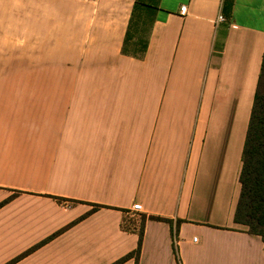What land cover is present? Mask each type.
I'll return each mask as SVG.
<instances>
[{"label": "crops", "instance_id": "0c3cea01", "mask_svg": "<svg viewBox=\"0 0 264 264\" xmlns=\"http://www.w3.org/2000/svg\"><path fill=\"white\" fill-rule=\"evenodd\" d=\"M70 1L96 6L22 42L0 27V264H113L140 236L137 264H177L173 243L264 264L234 223L264 0H158L142 58L122 53L135 0Z\"/></svg>", "mask_w": 264, "mask_h": 264}, {"label": "trees", "instance_id": "16d2710c", "mask_svg": "<svg viewBox=\"0 0 264 264\" xmlns=\"http://www.w3.org/2000/svg\"><path fill=\"white\" fill-rule=\"evenodd\" d=\"M158 0H135L123 42L122 53L134 58H142L148 46L150 27L154 21V10ZM240 194L234 213V223L244 227V231L264 239V53L253 106L242 152V168L239 175ZM99 208L93 206L92 211ZM168 222L172 220L153 217ZM180 221H176V226ZM141 236L136 250L113 264H122L131 257L138 263ZM173 252L177 264H181L175 244Z\"/></svg>", "mask_w": 264, "mask_h": 264}, {"label": "rangeland", "instance_id": "374dc122", "mask_svg": "<svg viewBox=\"0 0 264 264\" xmlns=\"http://www.w3.org/2000/svg\"><path fill=\"white\" fill-rule=\"evenodd\" d=\"M63 0H0V27L10 28L15 33V42L21 41L23 28L32 30L49 26L55 17L64 20L66 14L82 7L96 6L93 3H72ZM44 21L45 24L41 22Z\"/></svg>", "mask_w": 264, "mask_h": 264}, {"label": "built area", "instance_id": "2783aa9c", "mask_svg": "<svg viewBox=\"0 0 264 264\" xmlns=\"http://www.w3.org/2000/svg\"><path fill=\"white\" fill-rule=\"evenodd\" d=\"M185 10H186V7H185V6L181 7V13L184 14ZM218 19H219L220 21H223V20H224L223 17H221V16H219ZM132 211L135 212V213H139V212H141V205H140V204H135V205L133 206V208H132Z\"/></svg>", "mask_w": 264, "mask_h": 264}]
</instances>
